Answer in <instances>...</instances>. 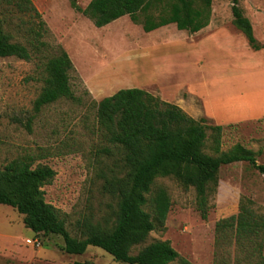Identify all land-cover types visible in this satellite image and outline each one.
I'll return each instance as SVG.
<instances>
[{
	"label": "rangeland",
	"instance_id": "374dc122",
	"mask_svg": "<svg viewBox=\"0 0 264 264\" xmlns=\"http://www.w3.org/2000/svg\"><path fill=\"white\" fill-rule=\"evenodd\" d=\"M89 1L75 0L80 8ZM32 3L44 22L42 28L32 14L0 6V18L6 20L4 31L11 35L12 42L24 45L31 53L29 61L0 58V170L15 159L29 161L33 168H52L54 178L42 187L45 202L59 213L71 236L78 237L76 225L85 219L112 223L116 198L104 185L112 177L124 175L115 165L122 154L108 142L98 125L94 102L127 88L143 89L154 96L158 89L160 96L162 93L172 98L178 83L193 75L192 57L188 58V48L175 42L187 32L177 30L173 24L164 27L165 36L161 37L156 36L157 32L144 33L128 16L96 28L71 8L70 0ZM238 6L251 24L253 20V34L259 38L264 0H238ZM231 21V1L212 0L209 25L235 31ZM32 29L43 32L44 46H35ZM59 48L68 54L73 65L70 85L76 100H59L35 112L33 104L43 86L44 63ZM216 58L213 65L224 64L225 60ZM151 80L155 85L149 83ZM215 82L223 92L212 102L214 107H238L241 93L249 107L257 106V102L264 104L259 80L227 78ZM199 119L205 118L196 120ZM205 121L208 126L217 125ZM222 127L220 152L226 153L238 144L252 152L258 165H264V118ZM210 145L208 141L204 148L208 155H212ZM218 180L203 220L196 210L193 188L185 189L171 178L156 179L152 192L164 188L170 198V210L164 226L149 233L146 241L133 247L130 254L135 255L152 242L168 241L179 259L190 264H256L259 255L264 256V232L255 239L237 242L235 229L219 235L216 224L236 216L243 198L264 219V175L247 162H236L221 166ZM22 220L16 210L0 205V264H125L92 246L82 255H68L60 236L34 234ZM179 259L170 264H181Z\"/></svg>",
	"mask_w": 264,
	"mask_h": 264
},
{
	"label": "trees",
	"instance_id": "16d2710c",
	"mask_svg": "<svg viewBox=\"0 0 264 264\" xmlns=\"http://www.w3.org/2000/svg\"><path fill=\"white\" fill-rule=\"evenodd\" d=\"M230 1L232 26L245 37L252 50H260L263 46L257 43L252 25L243 15L238 0ZM1 5L19 13L32 14L38 19L39 27L44 26L32 0H0ZM70 6L96 28L128 16L144 33L173 24L179 31L194 34L209 24L212 13V0H90L84 8L70 0ZM5 22L0 18V58L29 61L30 51L11 41V35L4 31ZM30 33L36 47L44 46L43 32L32 29ZM71 72L70 57L59 48L44 63L43 86L33 104L35 112L59 100H76L70 85ZM94 105L98 125L108 142L122 154L115 165L124 171V175L112 177L104 185L116 198L112 223H93L85 219L77 223L78 237H73L59 213L44 199L42 187L54 178L52 168L46 165L33 168L31 162L15 159L0 170V205L22 215L25 228L32 233L60 236L63 251L68 255H82L92 246L125 264H170L178 260L179 255L168 241L152 242L135 255L130 254L133 247L146 241L149 233L164 226L170 210L166 190L157 188L152 192L156 179L171 178L185 189L193 188L196 210L204 220L209 210L208 198L218 186L221 166L247 162L264 175V165H258L252 152L242 146L237 144L226 153L220 152L222 126H208L205 119H193L178 106L143 89H120ZM208 141L212 155L204 152ZM229 228L235 229L237 242L255 239L264 232V219L255 213L251 202L243 198L236 216L216 224L219 235ZM179 261L190 264L185 259ZM256 264H264L263 255H259Z\"/></svg>",
	"mask_w": 264,
	"mask_h": 264
},
{
	"label": "crops",
	"instance_id": "0c3cea01",
	"mask_svg": "<svg viewBox=\"0 0 264 264\" xmlns=\"http://www.w3.org/2000/svg\"><path fill=\"white\" fill-rule=\"evenodd\" d=\"M249 21L251 23L250 19ZM260 26L261 28L258 25L259 38L255 39L263 48L258 51L252 50L245 37L236 29L233 31L227 27L212 28L208 24L201 31L190 34V37H187L189 33H182L175 42L188 48V58L192 57L190 61L193 75H186L187 79L178 83V90L175 91L174 97L167 98L162 93L160 96L161 91L158 89L157 97L178 106L193 119L203 117L220 126L264 118V104L260 105L257 102V106L249 107L243 93L239 95L238 107H214L212 104L216 98L222 97L223 92V89L222 91L218 89L220 87L216 80L253 78L254 81L259 80L258 86L262 87L261 92L264 93V23ZM164 27L148 34L157 32V37L165 36ZM214 58L220 61L225 60L222 61L224 64L213 65ZM153 82L154 80H151L149 83ZM153 84L155 85V82ZM198 85L205 88L198 90L201 87L195 88ZM213 88L216 89L212 91ZM103 98H99L98 101ZM227 112L229 113L226 114Z\"/></svg>",
	"mask_w": 264,
	"mask_h": 264
}]
</instances>
